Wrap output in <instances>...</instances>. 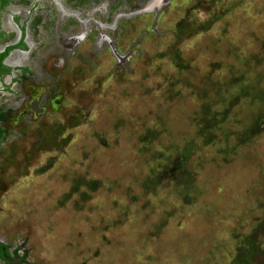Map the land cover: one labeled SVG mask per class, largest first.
<instances>
[{"label":"rangeland","instance_id":"rangeland-1","mask_svg":"<svg viewBox=\"0 0 264 264\" xmlns=\"http://www.w3.org/2000/svg\"><path fill=\"white\" fill-rule=\"evenodd\" d=\"M19 40L0 79L19 264H264V0H0V52Z\"/></svg>","mask_w":264,"mask_h":264},{"label":"trees","instance_id":"trees-1","mask_svg":"<svg viewBox=\"0 0 264 264\" xmlns=\"http://www.w3.org/2000/svg\"><path fill=\"white\" fill-rule=\"evenodd\" d=\"M6 0H1V3H5ZM24 46L22 41L19 40L17 43L15 44H11V45H7L3 48V50L0 52V79L2 77L3 74L8 73L10 71V67H8L7 65L2 63V59L7 55V53L9 52V50L13 49V48H19ZM0 136H1V131H0ZM8 255L7 252V246L5 244L0 243V264H10L5 258L4 256Z\"/></svg>","mask_w":264,"mask_h":264},{"label":"water","instance_id":"water-1","mask_svg":"<svg viewBox=\"0 0 264 264\" xmlns=\"http://www.w3.org/2000/svg\"><path fill=\"white\" fill-rule=\"evenodd\" d=\"M6 57V56H5ZM5 57H4V62H5ZM10 264H19V263H21L22 261H23V259H24V256L23 255H20V254H18V255H6L5 257H4Z\"/></svg>","mask_w":264,"mask_h":264},{"label":"flooded vegetation","instance_id":"flooded-vegetation-1","mask_svg":"<svg viewBox=\"0 0 264 264\" xmlns=\"http://www.w3.org/2000/svg\"><path fill=\"white\" fill-rule=\"evenodd\" d=\"M14 51L16 52V50H13V52H14ZM3 60H4V58L2 59V63L5 64V62H4ZM5 74H7V73H5ZM5 74H3V75H5ZM3 75H2V76H3ZM1 78H2V77H1ZM8 255H12V254H9V253H8ZM15 255H18V254H15ZM20 255H21V254H20ZM5 256H6V255H5ZM5 256H4V257H5ZM12 256H13V255H12Z\"/></svg>","mask_w":264,"mask_h":264}]
</instances>
